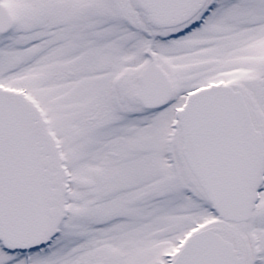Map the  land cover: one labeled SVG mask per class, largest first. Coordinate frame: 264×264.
Listing matches in <instances>:
<instances>
[{"label": "snow or ice", "instance_id": "1", "mask_svg": "<svg viewBox=\"0 0 264 264\" xmlns=\"http://www.w3.org/2000/svg\"><path fill=\"white\" fill-rule=\"evenodd\" d=\"M0 264H264V0H0Z\"/></svg>", "mask_w": 264, "mask_h": 264}]
</instances>
